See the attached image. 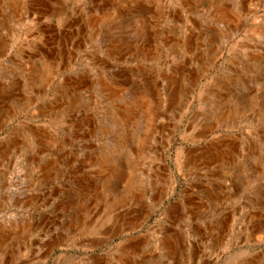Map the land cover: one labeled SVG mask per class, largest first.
Wrapping results in <instances>:
<instances>
[{
	"label": "rangeland",
	"instance_id": "1",
	"mask_svg": "<svg viewBox=\"0 0 264 264\" xmlns=\"http://www.w3.org/2000/svg\"><path fill=\"white\" fill-rule=\"evenodd\" d=\"M0 264H264V0H0Z\"/></svg>",
	"mask_w": 264,
	"mask_h": 264
}]
</instances>
